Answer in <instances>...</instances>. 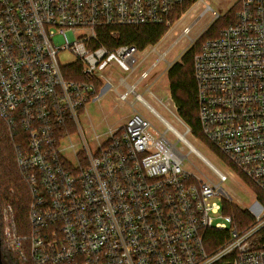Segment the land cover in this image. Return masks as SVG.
<instances>
[{"label":"built area","instance_id":"obj_1","mask_svg":"<svg viewBox=\"0 0 264 264\" xmlns=\"http://www.w3.org/2000/svg\"><path fill=\"white\" fill-rule=\"evenodd\" d=\"M190 1L0 0V116L26 142L17 144V165L31 195L27 233L11 206L3 217L2 245L19 262L264 264V0H240L236 22L194 56L205 144L257 195L243 231L215 224L233 221L221 214L229 175L192 145L189 127L181 133L138 93L152 68L135 84L122 80L124 93L99 73L114 62L137 70V46H109L116 29L171 30ZM112 90L123 101L135 95L165 130L133 102L125 126L94 134L91 146L79 116ZM179 143L211 174L186 169ZM209 230L229 236L208 250Z\"/></svg>","mask_w":264,"mask_h":264},{"label":"rangeland","instance_id":"obj_2","mask_svg":"<svg viewBox=\"0 0 264 264\" xmlns=\"http://www.w3.org/2000/svg\"><path fill=\"white\" fill-rule=\"evenodd\" d=\"M239 4L240 0H191L187 7L181 10V14L175 18L173 28L168 30L156 45L139 52L137 56L139 62L136 64L137 70L135 72H132L129 66L125 67L114 62L112 66L100 69L99 73L109 80L113 87H118L119 91L124 93L126 87L121 84L122 80H125L129 85L135 84L143 71L152 68L149 78L138 86V93L158 114L163 116L178 131L184 133L189 126L179 116L178 108L172 98L168 78L169 70L175 64L182 63L183 57L189 51H194L193 54L195 55L200 44L205 41L206 34L215 25L217 29L222 28L229 11L235 7H237V12L240 10L241 4ZM219 19L221 20L218 22ZM216 32L215 29L212 33ZM73 60H75L74 56L70 53L60 55V62L63 65H71ZM148 89L151 90L152 94ZM133 102H135V106L140 112L145 114L155 125L165 130V127L160 124L155 115L142 103L135 101V95L132 94L128 101H123L114 90L107 91L100 100L88 103L85 112L79 116L80 129L86 135L91 146H93L94 134L104 136L109 130L120 128L128 122L129 116L133 113L131 105ZM78 135H80L79 132ZM168 136L175 140L173 133L168 132ZM187 139L212 164L229 175L226 190L230 202L241 210L247 209L255 212L253 205L257 195L252 185L247 180H241L238 176L240 175L239 172L235 171L234 168L235 172H233L221 155L216 154L215 151V153L212 152L213 149L205 144L202 136L196 137L191 133ZM73 141L79 142L77 136L73 138ZM177 147L184 155H188L184 160L186 169L195 174H200L201 171L211 174L210 169L195 154L189 153V149L184 144L179 143ZM9 202L13 203L11 200ZM221 214L226 215L224 212H221ZM240 219L245 222V227L253 222L245 215H241ZM217 223L226 224L227 229L230 231L237 228L233 221L229 222L225 218L216 219L215 224ZM245 227H239L238 229L243 231L246 229Z\"/></svg>","mask_w":264,"mask_h":264},{"label":"trees","instance_id":"obj_3","mask_svg":"<svg viewBox=\"0 0 264 264\" xmlns=\"http://www.w3.org/2000/svg\"><path fill=\"white\" fill-rule=\"evenodd\" d=\"M187 4H184L177 10V12L173 15V21L181 14V10H184V8L187 7ZM236 12L237 7L230 10L227 14L228 16L225 17L224 26L217 29V26L215 25L211 31L206 34L205 41L219 37L224 29L233 25L237 19ZM220 20L221 19H219L218 22ZM215 29L217 32L213 34L212 32ZM168 30L169 29L165 26L118 28L115 30L117 34L112 36V43L109 44V46H112L113 49L121 45H135L141 51H144L146 48L156 45ZM104 39L106 40V38ZM193 53L194 51H189L183 57L182 63H177L171 67L168 73V78L170 81L172 98L178 108L179 116L191 128L192 133L196 137L202 136L205 141L198 119L197 85L194 76L195 55ZM78 68H81V66L78 65ZM67 78L72 79L71 77ZM70 130L72 133H75L77 129L75 126H72L70 127ZM19 143L23 144L26 142H24L23 139L14 138L8 126L0 116V235H2L4 212L8 206H11L14 210L18 227L23 231L26 229V233L27 228H29L28 209L31 195L17 165L16 147ZM260 197L262 199L264 198L262 195ZM9 200L13 203L9 202ZM222 209L224 214L227 216L230 215L233 218V223L237 226V230H239V227H245V222L240 219L241 215L248 216L254 222L253 217L248 211L241 210L230 201L225 200ZM245 228L247 229V227ZM228 234V231H207V249L214 250L215 247H219L228 238ZM2 258L5 264H34L30 258L24 262H19L16 256L4 245H2Z\"/></svg>","mask_w":264,"mask_h":264},{"label":"water","instance_id":"obj_4","mask_svg":"<svg viewBox=\"0 0 264 264\" xmlns=\"http://www.w3.org/2000/svg\"><path fill=\"white\" fill-rule=\"evenodd\" d=\"M0 264H5L3 262V258H2V241H1V235H0Z\"/></svg>","mask_w":264,"mask_h":264},{"label":"crops","instance_id":"obj_5","mask_svg":"<svg viewBox=\"0 0 264 264\" xmlns=\"http://www.w3.org/2000/svg\"><path fill=\"white\" fill-rule=\"evenodd\" d=\"M132 116V114L129 116V118ZM129 118H128V120H129ZM123 126H125V124L123 125ZM123 126H121V127H123ZM120 127V128H121ZM120 128H116V129H120ZM116 129H114V130H116Z\"/></svg>","mask_w":264,"mask_h":264}]
</instances>
